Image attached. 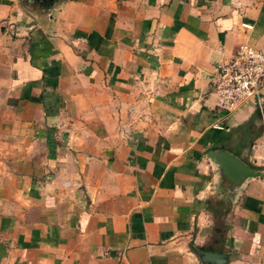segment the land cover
<instances>
[{
	"label": "crops",
	"instance_id": "crops-1",
	"mask_svg": "<svg viewBox=\"0 0 264 264\" xmlns=\"http://www.w3.org/2000/svg\"><path fill=\"white\" fill-rule=\"evenodd\" d=\"M242 45L264 0H0V264H264V112L212 84Z\"/></svg>",
	"mask_w": 264,
	"mask_h": 264
},
{
	"label": "built area",
	"instance_id": "built-area-1",
	"mask_svg": "<svg viewBox=\"0 0 264 264\" xmlns=\"http://www.w3.org/2000/svg\"><path fill=\"white\" fill-rule=\"evenodd\" d=\"M212 84L221 110L232 112L242 102L253 100L263 114L264 51L240 46L230 60L220 65Z\"/></svg>",
	"mask_w": 264,
	"mask_h": 264
},
{
	"label": "water",
	"instance_id": "water-1",
	"mask_svg": "<svg viewBox=\"0 0 264 264\" xmlns=\"http://www.w3.org/2000/svg\"><path fill=\"white\" fill-rule=\"evenodd\" d=\"M208 158L214 162L222 176L223 182L231 183V190L240 187L246 180L261 176V173L247 166L235 155L221 150L213 151ZM201 260L208 264H226L227 256L211 252H198Z\"/></svg>",
	"mask_w": 264,
	"mask_h": 264
},
{
	"label": "trees",
	"instance_id": "trees-1",
	"mask_svg": "<svg viewBox=\"0 0 264 264\" xmlns=\"http://www.w3.org/2000/svg\"><path fill=\"white\" fill-rule=\"evenodd\" d=\"M259 112V111H258ZM259 115H260V113H259Z\"/></svg>",
	"mask_w": 264,
	"mask_h": 264
}]
</instances>
